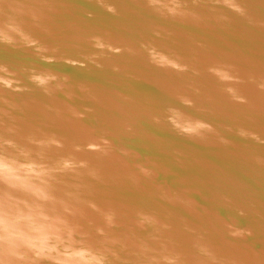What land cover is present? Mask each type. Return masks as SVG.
Listing matches in <instances>:
<instances>
[{"label":"water","instance_id":"obj_1","mask_svg":"<svg viewBox=\"0 0 264 264\" xmlns=\"http://www.w3.org/2000/svg\"><path fill=\"white\" fill-rule=\"evenodd\" d=\"M0 264H264V0H0Z\"/></svg>","mask_w":264,"mask_h":264}]
</instances>
